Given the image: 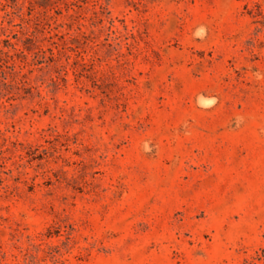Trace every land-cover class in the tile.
<instances>
[{
  "label": "rangeland",
  "instance_id": "obj_1",
  "mask_svg": "<svg viewBox=\"0 0 264 264\" xmlns=\"http://www.w3.org/2000/svg\"><path fill=\"white\" fill-rule=\"evenodd\" d=\"M0 264H264V0H0Z\"/></svg>",
  "mask_w": 264,
  "mask_h": 264
}]
</instances>
